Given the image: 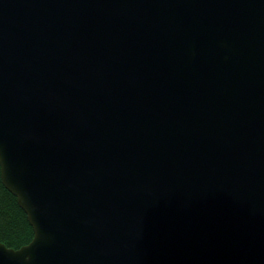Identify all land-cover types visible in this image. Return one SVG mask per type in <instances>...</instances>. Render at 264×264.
Segmentation results:
<instances>
[{
  "label": "water",
  "instance_id": "water-1",
  "mask_svg": "<svg viewBox=\"0 0 264 264\" xmlns=\"http://www.w3.org/2000/svg\"><path fill=\"white\" fill-rule=\"evenodd\" d=\"M0 172V264H264V0H0Z\"/></svg>",
  "mask_w": 264,
  "mask_h": 264
},
{
  "label": "trees",
  "instance_id": "trees-1",
  "mask_svg": "<svg viewBox=\"0 0 264 264\" xmlns=\"http://www.w3.org/2000/svg\"><path fill=\"white\" fill-rule=\"evenodd\" d=\"M34 231L17 198L3 184L0 172V242L19 249L29 244Z\"/></svg>",
  "mask_w": 264,
  "mask_h": 264
}]
</instances>
